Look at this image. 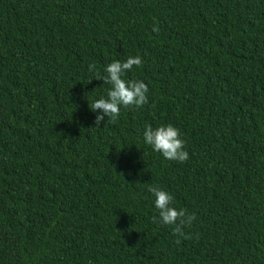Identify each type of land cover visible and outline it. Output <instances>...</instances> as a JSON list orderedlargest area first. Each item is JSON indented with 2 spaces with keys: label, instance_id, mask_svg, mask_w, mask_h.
<instances>
[{
  "label": "trees",
  "instance_id": "trees-1",
  "mask_svg": "<svg viewBox=\"0 0 264 264\" xmlns=\"http://www.w3.org/2000/svg\"><path fill=\"white\" fill-rule=\"evenodd\" d=\"M129 56L148 102L96 127L88 66ZM168 124L184 163L144 143ZM0 264H264V0H0Z\"/></svg>",
  "mask_w": 264,
  "mask_h": 264
},
{
  "label": "clouds",
  "instance_id": "clouds-1",
  "mask_svg": "<svg viewBox=\"0 0 264 264\" xmlns=\"http://www.w3.org/2000/svg\"><path fill=\"white\" fill-rule=\"evenodd\" d=\"M153 31H159L158 25L154 24ZM142 65L143 60L140 56H129L126 61L115 60L108 64L104 68L105 75L103 76L96 71L95 64L88 66L89 71L97 76V80H103L104 85L110 86L107 98L101 97L89 103V109L93 113L98 110L103 113L95 117L96 127H99L105 117H107V123L114 124L119 117L121 107L141 108L148 102L149 89L146 83L140 80L126 81L122 78L126 71H130L134 66L141 67ZM143 139L146 145L150 146L153 151L161 153L167 160L184 163L189 159V153L185 150V141L180 137L179 129L171 124L157 128L147 126L143 132ZM148 191L153 195L154 205L158 210L159 219L154 216L153 221L172 226L177 243L180 242L179 238L189 239L184 229L191 226L195 219L194 214H188L185 209L174 207V198L170 193L156 186H150Z\"/></svg>",
  "mask_w": 264,
  "mask_h": 264
}]
</instances>
